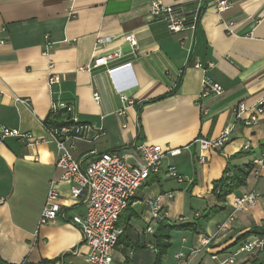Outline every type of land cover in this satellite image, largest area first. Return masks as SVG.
<instances>
[{
  "label": "crops",
  "instance_id": "crops-1",
  "mask_svg": "<svg viewBox=\"0 0 264 264\" xmlns=\"http://www.w3.org/2000/svg\"><path fill=\"white\" fill-rule=\"evenodd\" d=\"M151 1L184 6L200 1L195 31L170 33L163 21L150 19ZM218 1L0 0V125L37 139L30 145L14 137L0 139V264H89L80 228L71 222L84 214L85 204L71 197L70 182L61 178L56 144L43 124L53 103L63 104L58 109H64V120L87 127L86 138L66 140L81 167L105 152L132 153L136 143L181 147L121 212L123 234L112 264H154V237L163 217L193 228L170 232L160 264H173L180 250L191 256L190 264H218L212 254L223 258L241 240L264 239V168L258 174L250 169L245 183L220 203L213 193L228 165L252 164L264 151V120L244 126L232 113L238 101L252 106L264 97V0H227L229 7L216 11ZM127 33L134 36L135 48L124 40ZM97 37L107 42L94 48ZM113 52L119 57L86 69L93 56ZM196 62L203 67H194ZM125 63L130 66L114 83L107 69ZM203 77L219 84L222 93L201 96ZM121 93L131 103L122 102ZM228 125H234L231 140L206 152L205 163H199L194 140L216 137ZM169 164L181 182L165 175ZM51 180L57 181L65 219L40 224ZM252 190L259 194L256 205L237 212L217 232L233 200ZM157 196L163 215L158 219L148 204ZM217 205L221 210L204 219ZM235 264H264V251L240 254Z\"/></svg>",
  "mask_w": 264,
  "mask_h": 264
},
{
  "label": "built area",
  "instance_id": "built-area-1",
  "mask_svg": "<svg viewBox=\"0 0 264 264\" xmlns=\"http://www.w3.org/2000/svg\"><path fill=\"white\" fill-rule=\"evenodd\" d=\"M227 0H219L215 5L216 11H223L229 7ZM151 20L163 21L170 33L183 31L194 32L201 16L202 4L200 1L189 5H164L160 1H151L148 6ZM131 47H136V40L131 33L124 36ZM3 41H0V44ZM107 42V39L97 37L94 48H99ZM47 54L45 50L43 52ZM119 57V52L107 55L93 56L91 63L86 69L106 65L110 60ZM130 66V63L109 67L107 73L113 82L117 80L119 72ZM51 66L49 65V68ZM194 67L203 66L196 62ZM55 82L52 74H49L47 83L52 85ZM2 91H0L1 93ZM222 87L207 77L202 79L201 96L219 95ZM95 101L98 100L97 93H93ZM124 103H131L129 97L124 93L120 94ZM19 103L26 102L25 99L15 98ZM63 107V104L53 103L50 112ZM235 123L250 126L264 120V97L255 105L247 106L243 101H238L232 108ZM234 125H228L222 129L218 136L212 138L198 137L193 144L198 146L196 160L203 164L206 161V152L222 149L230 140ZM85 129L76 121H70L61 125L56 130L48 129L56 144L55 165L62 171L61 178L70 182V195L73 199H82L85 204L84 214L72 217L71 222L78 225L82 234L83 243L88 249L87 261L89 264H112V254L117 245L119 237L123 234V228L118 224L121 212L126 208L128 201L133 197L136 190L141 187L151 173L159 171L163 160L166 157H174L181 153V147L164 148L158 144L136 143L132 146V153L123 151L105 152L94 157L85 167L72 154V146L66 140L86 138ZM14 137L24 141L27 145L37 142V139L29 132H22L19 129L9 128L0 125V139ZM245 149L248 145L244 146ZM252 171L258 174L259 168H264V151L254 157L251 161ZM165 175L178 182L183 180L176 171V167L169 164ZM171 194H169V197ZM157 196L149 201V206L154 217H162ZM259 194L252 190L237 196L232 204L231 211L227 218L217 225V232L224 231L228 224L234 221L235 214L239 211H248L256 205ZM58 219H65L59 203V192L57 181L51 180L43 205L39 223H53ZM209 238L204 237L202 245L209 243ZM264 251V239H244L238 242L235 250L223 258L212 254L211 258L217 260L218 264H235L236 257L240 254L256 255ZM173 264H190L191 256L184 251L175 254Z\"/></svg>",
  "mask_w": 264,
  "mask_h": 264
},
{
  "label": "trees",
  "instance_id": "trees-1",
  "mask_svg": "<svg viewBox=\"0 0 264 264\" xmlns=\"http://www.w3.org/2000/svg\"><path fill=\"white\" fill-rule=\"evenodd\" d=\"M179 81L176 85L179 84ZM62 111L64 109H57L54 112H49V115L44 119L43 124L47 129L56 130L61 127V125L67 124L70 120H64L62 118ZM252 164L244 165L243 167H231L227 166L224 170L223 175L220 179L214 182L213 193L217 202H222L226 195L232 192L235 188L243 185L245 183L246 175L251 169ZM221 210V206H213L204 215V219H208L211 215L215 214L217 211ZM193 228L190 224H177L175 221L160 218L158 219V225L155 232V249L156 257L154 264H160L163 256L167 253V249L170 247V232L172 230H191ZM240 236L239 238H242Z\"/></svg>",
  "mask_w": 264,
  "mask_h": 264
},
{
  "label": "water",
  "instance_id": "water-1",
  "mask_svg": "<svg viewBox=\"0 0 264 264\" xmlns=\"http://www.w3.org/2000/svg\"><path fill=\"white\" fill-rule=\"evenodd\" d=\"M64 118H65V119H68V115H64Z\"/></svg>",
  "mask_w": 264,
  "mask_h": 264
}]
</instances>
